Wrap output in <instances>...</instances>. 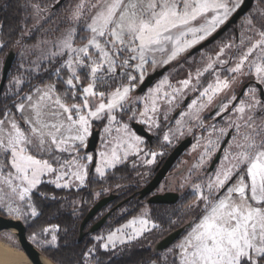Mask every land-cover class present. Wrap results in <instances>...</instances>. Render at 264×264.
<instances>
[{
    "label": "snow or ice",
    "instance_id": "obj_1",
    "mask_svg": "<svg viewBox=\"0 0 264 264\" xmlns=\"http://www.w3.org/2000/svg\"><path fill=\"white\" fill-rule=\"evenodd\" d=\"M243 2L77 0L65 17L64 29L57 27L60 35L53 42L54 50L41 53L35 62H59L55 71L59 83L65 86L63 96L56 84L37 86L13 105L19 119L10 109L0 118V211L18 219L36 217L40 213L32 205L31 197L40 184L47 182L56 188L84 186L87 166L93 157L81 156L80 152L87 146L94 121L106 120L104 133L110 135L112 125L122 123L117 114L137 119L134 106L142 105L140 122L159 127L157 114L161 102L174 107V102L196 93L187 105L188 111L180 113L176 120L175 130L169 129L173 136L183 135L187 127L183 122L185 116L204 128L201 112L219 94L227 92L238 76L252 75L254 70L256 87L246 92L248 102L233 104L236 97L230 96L212 114L225 120V126H209V139L196 167L205 164L217 151L222 152L220 166L206 183L191 185L197 199L190 207L199 209L200 215L174 249L173 264H264V11L247 19L249 34L240 38L236 46L239 55L231 63L229 54L233 46L226 44L208 57L205 66L196 69L195 74L189 71L187 78L178 81L179 86L164 77L155 87L148 88L146 95L135 99L131 95L136 83L143 82L149 64L177 61L211 36ZM20 10L31 13L30 18L35 21L45 11L33 0H25ZM49 19L45 17L46 22ZM77 39L84 41L82 46H75ZM4 47L0 43V49ZM61 70L67 73L66 78L60 75ZM221 71L225 78H221ZM205 73L214 77L206 87L201 79ZM20 83L18 78L16 84ZM257 91L261 99H257ZM66 98L77 102L68 105ZM171 110L169 107L163 113L165 121ZM187 130L192 132L191 127ZM115 131L118 135L111 141L115 146L108 149L106 140V150L99 153L101 165L94 171L100 177L105 176L106 168L123 163L118 149H123L125 158L129 152L142 151L140 145L144 141L130 130L128 123ZM163 139L171 143L168 133ZM146 154L152 158L147 163L154 162L158 155ZM53 174L54 179H43ZM25 206L30 212H25ZM158 227L147 218L133 219L111 233L102 248L109 251L115 248L116 239L124 244ZM129 228L132 232L127 239L116 236ZM57 232L59 226L44 228L41 233H33L30 240L46 249L59 248ZM93 259L100 258L95 249H88L84 264H91Z\"/></svg>",
    "mask_w": 264,
    "mask_h": 264
},
{
    "label": "trees",
    "instance_id": "obj_2",
    "mask_svg": "<svg viewBox=\"0 0 264 264\" xmlns=\"http://www.w3.org/2000/svg\"><path fill=\"white\" fill-rule=\"evenodd\" d=\"M24 2L25 0H0V41L5 45L3 49H0V79L5 53L12 47L17 48L18 52L17 58L8 72L7 80L0 91V118H2L6 110L10 109L12 113L16 114V118L19 119L16 108L13 105L19 103L22 96L29 94L37 86L56 81L57 91L62 96L65 88L63 84L59 83L56 75L55 70L59 67L58 61L49 63L48 60H43L39 64L35 63L36 51L33 49V42L38 40L40 29L39 27H33L34 24L31 23L32 18H30L29 12L20 10V6ZM33 2L37 3L38 1L33 0ZM56 3L57 1H54L46 9L45 13L48 17L50 13L58 8ZM5 5L8 6L5 7ZM25 29L28 31L26 32ZM76 41L80 44L83 42H79V39ZM16 74H19L22 79L19 85H16L12 81ZM66 103L72 104V99L66 98ZM115 175L116 170H109L104 177L95 178L96 181L94 182L99 187L111 184L115 179L113 178ZM93 180L94 175L91 174L88 179L89 185L86 189L80 191V193L71 192L73 190L64 191L56 188L55 192L52 193L53 195L48 196L44 194L42 187L51 186L49 183H42L37 189L33 190L32 194L37 197L40 206V214L30 223L25 222L27 234L38 231L41 233V230L48 225L57 224L59 226V232H57L59 248L46 249L45 247L38 246L43 254L56 264H84V253L88 249H95L96 254L100 258L99 261L93 259L91 261L92 264H151L155 260L160 261L161 264H173L175 257H161L163 252L168 250L171 245L164 251L153 252L150 240H154V238L151 237V232L145 233L133 242L117 246L109 251H104L100 243L95 242L91 237H84L78 240L80 223L99 198L94 195V191L90 188L93 187ZM142 182L138 180V184L141 185ZM52 197H55V199H52ZM132 202L133 200L127 202L126 205H130ZM81 204L80 210L76 211L73 209V207L80 206ZM175 207L176 205H160L154 209L152 216L154 220L165 224L168 218L167 216L164 217L166 214H169V217L172 218L180 214ZM199 215L200 213L196 214L193 223L197 221ZM119 221L113 220L108 226L113 228ZM184 223L185 221L181 220L178 225L172 226L167 233ZM163 235H166V232L158 235L155 240Z\"/></svg>",
    "mask_w": 264,
    "mask_h": 264
},
{
    "label": "rangeland",
    "instance_id": "obj_3",
    "mask_svg": "<svg viewBox=\"0 0 264 264\" xmlns=\"http://www.w3.org/2000/svg\"><path fill=\"white\" fill-rule=\"evenodd\" d=\"M53 1H55V0H46V1H44V3H42V5H41V7L43 8V9H45L46 7H48L49 5H50V3H52ZM64 1V0H63ZM62 1V2H63ZM77 2V0H67L66 2H65V4L64 5H62L60 8L58 7L57 8V10H55V12H52L51 14H49V17H50V19L47 21L48 23H47V25H46V21H45V17H48L47 16V14L45 13V11L44 12H42V14H41V17H40V19H39V21H35V20H33V19H31L32 21H31V23H33L34 24V26L33 27H39V34H38V40L37 41H34L33 42V49L36 51V56H35V61H37V58L41 55V53H47L49 50H54L53 49V42L56 40V38L60 35V32L59 31H57V27L59 26V28L61 29V31L64 29V27L66 26V20H65V17H67L68 15H69V9L71 8V7H73V5L75 4ZM231 2H234V0H231ZM38 3V2H37ZM255 5H256V8H253V10L250 12V14L252 13V14H254V15H256V14H258L259 13V10H260V5L261 4H258V2H256L255 3ZM30 16H31V13H30ZM248 17V16H247ZM245 21L247 22V19H245ZM30 23V24H31ZM32 25V24H31ZM44 25H46L45 27H43ZM25 31L27 32L28 30L27 29H25ZM83 35H87V33H83ZM82 40H80L79 39V42H81ZM0 43H1V41H0ZM83 43H84V41L80 44V43H78L77 41H76V43H75V46H77V47H79V46H82L83 45ZM225 45V43H223V41L222 40H219V41H217L214 45H213V47L212 48H214L215 50H219V48L220 47H223ZM66 58V57H65ZM181 58V56L178 58V60L177 61H173L172 63H170L171 65H174V68L173 69H171L167 74H165L163 77H161V79H159L158 81H157V83L156 84H158L161 80H163L164 79V77H167L168 78V80L173 84V85H175V86H179L178 85V81H180L181 80V77H180V75H179V71H178V69H179V66H178V62H179V59ZM44 60H47V59H44ZM207 63V58H205V63L204 64H206ZM2 65H3V63H2ZM166 65V64H165ZM162 66H164V65H160V64H157V65H151V64H149L148 66H147V70L145 71V73H144V78L150 73V72H152L155 68H161ZM60 75L61 76H64L65 78H66V76H67V73L64 71V70H62L61 72H60ZM253 75H254V70H253V74L252 75H249V77H251V78H253ZM222 77V76H221ZM238 77H240V76H238ZM20 79L21 81H22V79H21V77H20V75L19 74H16V76L13 78V80L12 81H14L15 82V84H16V80L17 79ZM83 76H81V80L83 81ZM208 81H202V85L204 86V87H206L207 86V84L208 83H211V82H213V80H214V77L212 76V74L210 75V76H208ZM144 80V79H143ZM242 82L243 81H235L234 83H232L231 84V88H230V90H228L227 92H230V95H233V96H235L236 94H237V92L240 90V87H241V85H242ZM86 83V82H85ZM141 82H138V83H136V86H135V89L138 87V85L140 84ZM50 84H56V81H53V82H49V83H46V84H44V85H41V86H39V87H42V88H45L47 85H50ZM155 84V85H156ZM17 85V84H16ZM57 85V84H56ZM155 85L153 86V87H155ZM252 88H255L254 86H250L249 88H248V90H247V92L248 91H250V89H252ZM234 90V91H233ZM233 91V93H231ZM136 92H135V90L131 93V95H132V97H133V94H135ZM189 94H191V93H189ZM146 95V94H145ZM220 95V94H219ZM221 95H222V93H221ZM193 98L192 99H194L195 97H196V93H193ZM256 96H257V99H259V94H258V91H257V93H256ZM139 97V96H138ZM142 97V96H141ZM136 98V97H135ZM215 100V99H214ZM213 100V101H214ZM243 101H245L246 103L248 102V96L245 94V96H244V98L242 99ZM183 101V100H182ZM182 101H176L174 104H175V106L173 107V106H171L172 107V110H171V112H169V121H168V125L165 127V129H167L166 131H165V129L163 130V131H165V133L163 132L162 133V131H159L158 132V134L160 135V137H161V139L162 140H160V145L161 146H154V147H151L150 145H148V144H145V143H143L142 145H140V148L142 149V151H140L139 153H138V159H139V162H142V163H147V161L148 160H150V159H152L151 158V156L150 155H147L146 153H151V152H155V153H158V155L155 157V160H154V162H152V163H147V165H148V167H150L151 169H152V172H151V174L153 173V168H154V165L157 163V161H159L160 160V158L162 157V156H164V155H166L167 153H168V151H170L172 148H174V146L176 145V143L181 139V138H183L185 135H187L189 132H188V127H191V128H193L194 126L196 127V121H194V120H189V117L188 116H185L184 118H183V122H186L187 123V127H185L184 129H183V131H184V134L183 135H175V136H173L172 135V133H170L169 132V129H172V130H175V128L177 127V125H176V120L177 119H179L180 118V115L177 117V118H172V113H173V111H174V109H176V106L179 104V103H182ZM75 102H77V101H74V100H72V103H75ZM177 104V105H176ZM213 104V102L210 104V105H208L204 110H208L210 107H211V105ZM68 105H71V104H68ZM141 107H142V105H141ZM134 110H137V106H134ZM185 111H188V109H187V107H185L184 109H183V111L182 112H185ZM181 112V113H182ZM14 114V113H13ZM118 116H120V114H117V120L119 121V119H118ZM160 116H161V118H164V116H163V114L162 115H159V113L157 114V118H158V122H159V118H160ZM200 116H201V119H202V121H203V125H204V128H201V132L199 131V133L197 134V136H196V142H195V144H193V146L189 149V151H188V153L186 154V156H185V158L184 159H181L180 161H177L176 162V164L174 165V167L172 168V170H171V172L169 173V175L165 178V180L163 181V183L161 184V186L159 187L160 188V190H162V188H164V187H166L167 189H176V188H179L181 185H183L184 186V188H185V190L186 191H189L190 193H188L187 195H190V196H188V201H186L184 204H182L181 206L180 205H178V206H176L175 207V209H177V211H179L180 212V214H178L176 217H169V214H166L164 217H168L167 218V220H166V222H165V224L164 223H162V222H158V221H156V220H153V219H150V217L146 214V212H147V208H144V209H142V208H140L139 209V212L137 213V214H135V215H133V216H131L130 218H128L126 221H124L123 223H121V224H118V225H116V226H114L113 228H110L108 225L111 223V222H109L107 225H106V227L102 230V231H100L99 233H94L93 235H91L90 237L95 241V242H99L100 243V245H101V247H102V245L104 244V243H108V240H107V237L111 234V233H113V232H116V229H119V228H122L124 225H126V224H128L130 221H132L133 219H140V218H147V219H150L151 221H153V222H155L157 225H159V227L158 228H156V229H152L151 231H149V232H151V237H153L154 238V240L157 238V236L158 235H160V234H162V233H164V232H168L169 230H170V228L172 227V226H176V225H178V223L179 222H181V220L182 221H185V223L186 222H189V221H194V218L196 217V214H198V213H200V210L199 209H192L190 206L191 205H193L194 203H196V196H194L193 194H192V188H191V185L192 184H194V183H201V184H204V183H206L207 181H202L201 182V180L199 179V180H197L196 182L195 181H192L191 180V175H189L188 176V173H190V172H192L194 169L193 168H195V170L198 172V174L200 175V170H205L207 167H208V165H209V161H210V159L209 160H207V162L205 163V164H203L202 166H200V167H196V166H193V164H194V162H195V165H197L199 162H200V157H201V155H202V153H203V151H204V145L206 144V142H207V140L209 139V132L211 131V129H210V127L209 126H211V125H213V124H211V122H207L206 123V120L202 117V112H201V114H200ZM137 117L138 118H140L139 117V114L137 115ZM140 119H142V118H140ZM129 119H127L126 120V123H128V125H129V128H130V130L134 133V131L132 130V128H131V126H130V122L128 121ZM101 122H103L104 124H103V126H102V129H101V133H100V140H99V143H98V146H97V150H96V154H97V157H96V165H95V167L96 166H99V165H101V158H100V156H99V153L100 152H102V151H105L106 150V148H105V141L107 140L109 143H108V149H110L111 147H114L115 146V144L113 143V142H111L112 141V137H114V136H116V135H118L117 133H116V131H115V129L117 128V127H122V123L121 124H114V125H112V132H111V134L109 135V134H106V133H104V127L107 125V121L106 120H100V121H94L93 122V125H92V128H91V132H92V129H93V127H96L97 126V124H99V123H101ZM121 122H122V120H121ZM213 123V122H212ZM121 125V126H120ZM147 125H148V127L151 129V130H154L155 132L157 131V129H158V127L156 128V127H154V126H152L151 125V123H147ZM216 128H220V127H224L225 126V120H223V122L221 123V122H219V123H217L216 125ZM205 128H207L208 130L206 131V130H204ZM166 133H168L169 134V136H170V140H171V143H168V142H165L164 141V139H163V136L166 134ZM120 135H122V133H120ZM90 137V136H89ZM89 137L87 138V140H86V145H87V141H88V139H89ZM212 138L214 139L215 138V134H213V136H212ZM141 139L144 141L145 139L144 138H142L141 137ZM165 146H166V149H161V147H163V148H165ZM86 148V147H85ZM85 148L84 149H82L81 150V152H80V155L81 156H84V155H86V154H90V155H92V157L94 158V154L93 153H88V152H86L85 151ZM132 152H129V154H131ZM160 153H162V154H160ZM215 153L216 152H214L212 155H211V158L215 155ZM118 154L119 155H121V157H122V159L124 160L125 159V157H123V149L121 148V149H118ZM198 155V156H197ZM196 157H198L197 159H195ZM92 161H93V159H92ZM83 163H87V162H85V161H82ZM92 163V162H91ZM91 163L90 164H88V166H87V172H88V175H87V178H86V181H85V185L84 186H79L78 188L77 187H71V188H57V189H62V190H64V191H71V190H73V191H71V192H79L80 193V191H82L83 189H86L87 188V186L89 185L88 184V179H89V177H90V174H89V169H90V165H91ZM186 165V166H185ZM220 165L218 164V166L217 167H219ZM186 168V169H185ZM95 169V168H94ZM180 169H185L183 172H180ZM109 170H113L112 168H106V173H107V171H109ZM216 170V169H215ZM214 170V171H215ZM213 171V172H214ZM196 172V173H197ZM213 172L211 173V174H209L208 175V177L209 176H211L212 174H213ZM191 174V173H190ZM93 175H94V180H93V182L94 181H96V179L95 178H102V177H100L97 173H95V171L93 172ZM182 175V176H181ZM150 176V175H149ZM181 177H184L185 178V181L181 178ZM55 178V175L53 174V175H47V176H45L43 179L45 180V181H48V180H52V179H54ZM68 179H70V178H68V177H65V180H68ZM45 183H47V182H45ZM73 183H77V182H75L74 180H73ZM49 184H51V183H49ZM94 184H95V186H94ZM51 186H53L52 187V189H50V187ZM51 186H49V187H42V191H44V194L45 195H48V196H52L53 194V192H55V190H56V187L54 186V184H51ZM93 191H94V195L96 196V197H99L100 195H102V192L100 191V189H101V187H99V185L97 186V183H93V187H90ZM86 192V191H85ZM105 192V191H104ZM193 195V196H192ZM76 202V201H75ZM75 202H73V204H75L76 205V203ZM31 203H32V205L36 208V210L39 212V210H40V206H39V203H38V201H37V197L35 196V195H33L32 194V197H31ZM81 206H82V204L80 205V206H76V207H73V209L74 210H76V211H78V210H80V208H81ZM24 210H25V212H30V209L29 208H27L26 206H25V208H24ZM72 210V209H71ZM0 214L1 215H4V216H8V217H12V218H17V217H15V216H9V215H7L5 212H3V211H0ZM35 217H31V216H28V217H25L24 219H21V220H23V222L25 223H30L33 219H34ZM193 225V224H192ZM52 226H58L57 224H52V225H48L46 228H49V227H52ZM190 229H191V227H189L187 230H186V234L184 233L181 237L182 238H180V240H178L177 242H174L170 247H169V249L168 250H166V251H164L163 252V254H162V256L161 257H163V258H166V257H174V255H173V251H174V249L176 248V246L177 245H179L181 242H182V240H183V238L187 235V231H190ZM131 232H132V229H124V231H123V233H116V236L117 237H120L121 235H123V237L125 238V239H127V237L129 236V235H131ZM33 233H40V231H38V232H31L30 234L28 233L27 235H28V238L30 239V237L32 236V234ZM147 233V232H146ZM56 235H57V233H56ZM9 237H11V239H9ZM0 238H2L3 240H5L6 242H8V243H10L11 245H13V246H18V247H20L21 248V246H20V242H19V239H18V236L16 235H14L13 233H12V231H10V229H1L0 230ZM45 238H48V239H50V237H45ZM97 238H100V239H97ZM140 238V237H139ZM138 238V239H139ZM153 239H152V241L150 242V244H151V248H152V250H153V252H155L154 251V244L156 243V240L154 241ZM134 241V240H133ZM126 243H128V242H126ZM126 243H124V244H126ZM115 244H116V246L115 247H117V246H122V245H124V244H121V243H119V239H116L115 240ZM37 245V244H36ZM37 246H39V247H41V245H37ZM43 247V246H42ZM103 249V248H102ZM110 249H112V248H110ZM160 260H161V258H160ZM92 264V263H91ZM151 264H161V262L160 261H158V260H155V261H153Z\"/></svg>",
    "mask_w": 264,
    "mask_h": 264
},
{
    "label": "flooded vegetation",
    "instance_id": "obj_4",
    "mask_svg": "<svg viewBox=\"0 0 264 264\" xmlns=\"http://www.w3.org/2000/svg\"><path fill=\"white\" fill-rule=\"evenodd\" d=\"M38 3L40 5H42V3H44V1L46 0H37ZM57 1V0H55ZM67 0H64L63 2H61L57 7H61L62 5L65 4ZM54 2V1H53ZM52 2V3H53ZM258 2V4H261L260 5V10L259 12H262L264 11V0H254L252 6L244 13L242 14L238 19L237 21L234 23V24H231L222 34H220V36H218L215 40H213L212 42H210L209 44H206L204 45L203 47L199 48L198 50H196L195 52H192L191 53V50L194 48H191L189 49L188 52L184 53L181 58L179 59V62H178V66H179V75L181 77V80L187 78V74L188 72H192L193 74H195V71L196 69L198 68H203L205 66V58H208V57H213L215 55V53L218 51V50H215L213 47V45L219 41V40H222L223 43L226 44H232V50L230 51V54H229V58H230V63H231V60L233 58H235L236 56L239 55V52L237 51L236 49V46L240 43V38L243 36V37H247L248 36V30H247V23L245 21V19H248L249 17L251 16H254V14H250V12L253 10V8H256V5L255 3ZM51 4V3H50ZM48 9V7L45 8V10ZM57 10V9H56ZM55 12V11H53ZM235 12H233L229 18L225 21V23L230 19V17L234 14ZM51 14V13H50ZM248 16V17H247ZM223 25V24H222ZM220 25L216 31L222 26ZM215 31V32H216ZM213 32V33H215ZM212 33V35H213ZM210 37V36H209ZM208 37V38H209ZM205 41V40H204ZM203 41V42H204ZM202 43V42H201ZM199 45V44H197ZM195 45V46H197ZM15 48V47H14ZM222 48V47H220ZM219 48V49H220ZM16 52H17V48H15ZM9 51V50H8ZM8 51L5 53L4 57H3V62H4V59L8 53ZM228 50H226L227 52ZM18 53V52H17ZM17 53H16V57L15 59L17 58ZM14 59V61H15ZM2 62V63H3ZM14 63V62H13ZM13 65V64H12ZM3 66V65H2ZM229 65H225V67H228ZM174 68V65H172L170 67V69L165 72V74H167L171 69ZM164 74V75H165ZM163 75V76H164ZM211 73H205L204 76L201 78L202 81H208V76H210ZM220 75L222 76L221 78H225L226 74L221 71L220 72ZM162 76V77H163ZM229 80L232 79L231 76H228L227 77ZM145 79V78H144ZM161 79L158 78L151 86H149L148 88H152L156 83L157 81ZM235 81H243L242 82V85L240 87V90L237 92V94L235 95L236 97V100L233 101V104H236L238 103L239 101H241L248 88L250 86H254L256 87L255 85V82L253 80V78L249 77L248 76H240V77H237V79ZM141 84V83H140ZM139 84V85H140ZM138 85V87H139ZM138 87L135 89V94H133V98L135 99V97H141V96H144L147 92V89L142 92V93H137V89ZM230 90V89H229ZM234 91V90H233ZM233 91L231 93H233ZM239 94L241 95L239 98ZM258 94H259V99H261V94L260 92L258 91ZM230 96H233V95H230V92H224L222 93V95H218L215 100L213 101V104L211 105V107L207 110H204L202 112V117L206 120V123L207 122H211V124L213 125H216L217 123L219 122H223V119H220L218 116H213L212 114L214 112L217 111V109L221 106L222 103H227L228 101V98ZM193 93L189 94L187 96L186 99H184L182 101V103H179L177 106H176V109H174L173 113H172V116L173 114H175L176 112H178L177 116L175 118H177L180 113L183 111V109L185 107H187V105L190 103V101L192 100L193 98ZM238 98V99H237ZM175 103V102H174ZM171 107L170 105H167V104H164L161 102L160 104V109H159V115H162L165 110L167 108ZM137 112V115L139 114V112H142L143 111V107L141 106H137V110H135ZM223 115L225 117L228 116V113H223ZM118 119L119 121L122 120V124L123 123H126V120L129 119L128 118V115L127 114H124V115H120L118 116ZM130 122V126L132 128V130L134 131L135 135H138L142 138H144V143L145 144H148L150 145L151 147H154V146H161L160 145V140L161 137L160 135L158 134L159 131H162V133L167 130L165 129V127L168 125V121H169V113H168V119L167 121H165L164 118H159V127L157 129V131L155 132L154 130H151L147 123H143V122H140L141 119L137 117V119H134V120H128ZM133 122H138V123H141L143 125V127L145 128V130H147L149 133L152 134V140L149 141L147 137L143 136V135H140L139 133H137L135 131V128L133 127L132 123ZM103 122L97 124L96 128L97 127H100V129H102V126H103ZM121 126V125H120ZM157 128V127H156ZM165 129V131H163ZM159 130V131H158ZM199 131L201 132V127H193L192 128V132L191 133H188L187 135H185L183 138H181L177 143L176 145L181 141V140H184V139H187L189 136L192 137V142L191 144L188 146V148L179 156L178 160L177 161H180L181 159H184L186 154L188 153L189 149L193 146V144H195L196 142V136L197 134L199 133ZM101 133V131H100ZM175 145V146H176ZM174 146V147H175ZM161 149H166V146L165 148L161 147ZM173 149V148H172ZM172 149L170 151H168V153L164 156H162L160 158L159 161H157V163L154 165V167L158 164V162L161 161V163H163V161L166 159V157L169 155V153L172 151ZM167 150V149H166ZM217 153V152H216ZM215 153V155H216ZM138 153H134L132 152L131 154H128L127 157L123 160V163L121 164H118L116 165L115 168H112L113 170H116V175L113 176V178H115L111 184H106V185H101V189L100 191L102 192L103 191V194L99 196V198L97 200H99L100 198L106 196V195H115V198L113 200H111L106 206H104L100 211H98L92 218L91 220L86 224L85 226V230L89 229V227L94 223L96 222L98 219H100L105 213H107L109 210H112V212L110 213L108 219H107V222L106 224L100 229L98 230L96 233H99L100 231H102L106 225L113 221V220H120L118 224H121L123 223L124 221H126L128 218H130L131 216L137 214L139 212V209L142 208H147V212L146 214L150 217V219H153L154 220V217L152 216L153 215V211L156 207L160 206L161 204H149L147 202V199L149 198L150 195L152 194H155V193H162V192H165V191H175V192H178L179 193V196H180V199L179 201L174 204L176 206L178 205H182L184 204L186 201H188V196L190 195H187L188 193H190L189 191H186L184 186L181 185L179 188H176V189H167L166 187L162 188V190H160V186L161 184L163 183V181L165 180V178L163 179V181H161L160 185L155 189L153 190L150 194L144 196L143 198H139V190L142 189L149 181L150 179L153 177V173L151 174L152 172V169L150 167H148L147 163H142V162H139V159H138ZM215 155L210 158V161H209V165L208 167L203 171V170H200V175L198 174V172L195 170V168H193L194 170L190 173H188V176L191 175V180L192 181H197V180H201L202 181H207L208 179V175L211 174L218 166L219 162L214 166V168H212L210 171H208ZM198 156V155H197ZM198 157H196L195 159H197ZM222 158V154H221V157L220 159ZM220 161V160H219ZM196 162V161H195ZM195 162L193 164V166H196L195 165ZM199 164V163H198ZM197 164V165H198ZM91 166V165H90ZM186 166V165H185ZM95 168V167H94ZM186 169V168H185ZM185 169H180V172H183ZM172 170V169H171ZM170 170V171H171ZM153 171H154V168H153ZM94 172V170H93ZM93 172L91 174H93ZM197 172V173H196ZM89 174H90V169H89ZM90 174V175H91ZM150 175V176H149ZM182 176V175H181ZM128 177V178H127ZM126 178V179H124ZM184 181H185V178L184 177H181ZM138 180L140 181H143L140 184H138ZM105 191V192H104ZM193 196V195H192ZM131 200H133L132 203H130V205H126L127 202H130ZM135 200V201H134ZM119 206L116 207V205H118L119 203H121ZM117 224V225H118ZM149 233V232H147ZM94 234V233H93ZM93 234H88L84 237H90L91 235ZM167 234V232H166ZM165 236V235H163ZM162 236V237H163ZM83 237V238H84ZM150 237V236H149ZM162 237H159L156 242L162 238ZM82 238V239H83ZM181 238V237H180ZM179 238V239H180ZM178 239V240H179ZM137 240V239H136ZM177 240V241H178ZM135 241V240H134ZM152 241V239L150 240ZM130 242H133V241H130ZM129 243V242H128ZM172 245V244H171ZM165 250V249H164ZM163 250V251H164ZM161 252V251H160Z\"/></svg>",
    "mask_w": 264,
    "mask_h": 264
},
{
    "label": "water",
    "instance_id": "obj_5",
    "mask_svg": "<svg viewBox=\"0 0 264 264\" xmlns=\"http://www.w3.org/2000/svg\"><path fill=\"white\" fill-rule=\"evenodd\" d=\"M63 0H59V3H56V5H59ZM254 0H244L243 4L239 9L235 11V13L230 17V19L224 23L213 35H211L209 38H207L204 42L200 43L199 45L195 46L192 50V52H195L199 48L203 47L206 44H209L213 40H215L220 34H222L231 24H234L237 19L244 14L253 4ZM16 50L14 47H12L3 62L2 71H1V79H0V91L2 90L6 80L8 72L14 62V59L16 57ZM171 64H166L162 66L161 68H155L152 72H150L143 82L139 85L137 89V93L144 92L149 86H151L158 78L162 77L165 72H167ZM241 95L239 94L238 98ZM237 98V99H238ZM178 112L173 114L172 118H175L177 116ZM133 127L135 128V131L139 133L140 135H143L148 138L149 141L152 140V134L149 133L141 123L133 122ZM100 127H93L91 135L87 141V146L85 148V151L88 153H93L94 158L90 166V173L93 172L94 167L96 165V150L97 146L100 140ZM192 142V137L189 136L187 139L181 140L169 153V155L166 157V159L163 161V163L158 162V164L154 167L153 171V177L150 179V181L139 190V198H143L144 196L150 194L153 190H155L163 181L164 178H166L170 170L174 167L176 164L179 156L188 148V146ZM224 145H221V148H223ZM222 152L217 151L208 171H210L214 166L219 162ZM115 198V195H106L99 200H97L92 207L89 209L85 217L80 223L79 226V235L78 240H81L84 236L88 234H93L100 230L107 222V219L112 212V210H109L107 213H105L100 219H98L96 222H94L89 229L85 230L86 224L91 220V218L100 211L104 206H106L111 200ZM180 199L179 193L175 191H165L160 193H155L149 196L147 199V202L149 204H161V205H174L176 204ZM121 203H119L117 206H119ZM193 224V221H189L184 223L183 225L173 229L169 233H167L165 236L160 238L155 244H154V251L160 252L164 249L168 248L171 244H173L175 241H177L185 232L186 230L191 227ZM14 228L17 230L18 239L20 242V245L22 246L23 250L29 257V259L33 262V264H45L43 261L44 254L39 249V247L31 242V240L28 238L27 235V227L23 220L18 218H12L8 216H4L0 214V230L1 229H11ZM47 257V256H46ZM48 258V257H47ZM54 263V262H53Z\"/></svg>",
    "mask_w": 264,
    "mask_h": 264
},
{
    "label": "bare ground",
    "instance_id": "obj_6",
    "mask_svg": "<svg viewBox=\"0 0 264 264\" xmlns=\"http://www.w3.org/2000/svg\"><path fill=\"white\" fill-rule=\"evenodd\" d=\"M10 231L15 236L17 235L16 229L11 228ZM43 261L45 264H56L46 256H44ZM0 264H33V262L29 259L22 246L21 248L13 246L0 238Z\"/></svg>",
    "mask_w": 264,
    "mask_h": 264
},
{
    "label": "crops",
    "instance_id": "obj_7",
    "mask_svg": "<svg viewBox=\"0 0 264 264\" xmlns=\"http://www.w3.org/2000/svg\"><path fill=\"white\" fill-rule=\"evenodd\" d=\"M40 88H42V87H40Z\"/></svg>",
    "mask_w": 264,
    "mask_h": 264
}]
</instances>
